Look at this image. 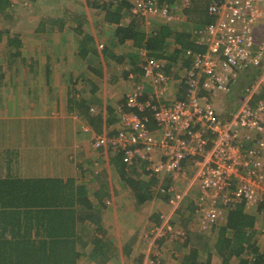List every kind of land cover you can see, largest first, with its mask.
Instances as JSON below:
<instances>
[{
    "label": "crops",
    "instance_id": "crops-1",
    "mask_svg": "<svg viewBox=\"0 0 264 264\" xmlns=\"http://www.w3.org/2000/svg\"><path fill=\"white\" fill-rule=\"evenodd\" d=\"M61 2L59 14L48 17L37 29L29 30L22 15L12 17L13 27L2 29L5 37H18L20 43H5L8 38L0 41L1 53L6 54H0V264H139L142 258L141 253L136 256V245L154 225L165 226L160 210L164 212L173 191L159 196L157 204L151 199L139 204L131 186L112 165L110 147L97 148L94 142L98 136L117 130L126 95L136 84L146 82L145 92L153 90L142 68L137 72L134 64L136 55L142 59L143 48L135 46L133 39L120 42L116 34L119 23L106 19L102 1L81 6ZM90 7L113 29L111 33L94 25L97 21L88 11ZM174 12L184 18L183 8ZM145 19L136 23L148 36L169 23L161 18ZM132 21L121 19L126 25ZM193 37L195 41V31ZM169 41L175 49L174 40ZM101 51L107 54L102 56ZM182 66L176 62L165 69L174 76L168 100L184 97L179 82ZM131 72L135 79L130 78ZM240 78L227 99L236 96ZM259 85L263 87L253 104L264 98V82ZM236 111L229 113L231 118ZM109 112L115 121L107 126L103 117ZM246 132L241 129L242 135ZM177 175L180 172L157 177L160 188L169 186L170 190L169 182ZM196 175L187 190L197 183ZM150 178L146 173V181ZM197 186L200 191L199 182ZM57 191V196L66 195V202L55 203ZM185 199L179 204L182 208L187 205L183 216L189 212L183 228L198 214L197 198L192 204ZM242 202L226 207L223 219L210 225V230L216 231L215 243L213 248H203L206 257L200 259L215 264L219 258L223 264L215 244L229 209ZM243 203L257 222L264 203L254 210ZM164 241L158 238L156 243L159 246ZM194 247L192 242H184L181 256L172 252L175 259L163 253L166 264H175L176 259L181 264Z\"/></svg>",
    "mask_w": 264,
    "mask_h": 264
},
{
    "label": "built area",
    "instance_id": "built-area-1",
    "mask_svg": "<svg viewBox=\"0 0 264 264\" xmlns=\"http://www.w3.org/2000/svg\"><path fill=\"white\" fill-rule=\"evenodd\" d=\"M194 1L199 0H183V9ZM174 10L175 5L159 0H131L134 17L169 20L178 18ZM208 13L214 21L195 31V42L204 50L186 49L190 65L180 67L184 98L168 100L174 76L165 71L167 60L140 50L143 77L153 90L145 92L143 84H136L126 95L129 110L120 114L118 133L100 135L94 145L121 147L129 164L146 161L149 176L177 173L193 160L200 186L197 210L213 224L226 207L264 202V98L253 104L257 89L248 88L242 105L225 122L211 101L231 93L239 74L257 68L264 73V31L259 29L264 28V0H209ZM130 78L136 74L131 72ZM241 129L248 132L242 135ZM164 235L159 231L156 237ZM149 264L161 262L152 258Z\"/></svg>",
    "mask_w": 264,
    "mask_h": 264
},
{
    "label": "trees",
    "instance_id": "trees-1",
    "mask_svg": "<svg viewBox=\"0 0 264 264\" xmlns=\"http://www.w3.org/2000/svg\"><path fill=\"white\" fill-rule=\"evenodd\" d=\"M159 1L160 3H170L172 5L174 2V0ZM12 2V0H0V21L2 19L12 18V12L10 11L13 5ZM102 6L107 12L106 19L109 22H115L116 24L119 23L116 34L120 42H125L127 39H133L135 46L147 49L150 56L154 58H168L167 66L168 64L173 65L176 62L189 66L190 60L186 59L184 55L185 50L188 48L197 51L204 50L203 47L197 45L194 41V31L214 21V17L208 13L209 0L194 1L191 6L184 8V18L169 19L168 24L163 25L156 32L151 33L148 36L145 32L139 29L138 23H136L135 19V21H132L127 25L125 22L121 24V19H124L125 17L124 13H127L128 9L131 8L129 1H120L119 4L111 2ZM5 33L6 32L4 31H0V41L4 40ZM7 38L8 44H16L19 46L20 40L18 37L16 38L8 35ZM170 38L176 43L175 49H172L171 47L172 45L169 41ZM86 52H89V50L87 49ZM106 52L107 51H101L100 55L104 56L107 54ZM92 53H94V51H92ZM134 61H136L134 62L136 65V71H140L139 64L141 59L138 55H136ZM137 64L139 66H137ZM252 70L253 79L251 81L253 83L263 73V69L257 68ZM183 98L181 97V99ZM124 110H129L126 103L124 105ZM229 112L230 111L228 110V113ZM146 114L150 116V126L153 128L154 120L152 119V112L148 111ZM103 120H105V125L109 126L114 123L115 117L109 112L107 115L105 114ZM119 127L117 130L106 132L103 135L108 137L115 136L119 131ZM111 148L112 147H110V149ZM112 153H114L111 158L112 165L119 170L122 177H124L125 181L131 186L137 202L140 204L146 202V199H150L153 194L152 187L159 182L157 176H151V178L146 181L145 176L146 173L149 172H146V170L143 171L144 173L137 172L138 164H129L121 147L118 149L112 148ZM137 162L141 163V168H146V161L139 159ZM168 188L169 186L165 187L166 190ZM58 193L59 192L57 191L55 203L60 204L66 202V195L64 197L57 196ZM262 207L260 214H264V205ZM255 222V215L245 210V203L242 202L234 208L229 209L226 224L221 227L219 239L215 244L216 253L222 258L223 264H230L233 258L236 259L234 260V262L236 261V264H264V251H262L258 244V229L255 226ZM161 238L166 240L164 236ZM182 239H184L186 244L191 242L187 237L184 238L182 236ZM160 262L161 264H164L162 260ZM181 264H211V260L200 259L199 247L196 246L189 254L183 257Z\"/></svg>",
    "mask_w": 264,
    "mask_h": 264
},
{
    "label": "rangeland",
    "instance_id": "rangeland-1",
    "mask_svg": "<svg viewBox=\"0 0 264 264\" xmlns=\"http://www.w3.org/2000/svg\"><path fill=\"white\" fill-rule=\"evenodd\" d=\"M12 1H13L12 2L13 5H12L10 11L14 14L11 16L13 17L14 15H17V16L22 15V18L24 20H26L25 21L26 27L29 30L37 29L39 27V25H41V23H47L45 21H48V19H47L48 17H51V15L59 14L61 7L63 6V3H64V2H61V0H38L35 3H33L32 0H12ZM88 1H95L96 2V0H67V2H68L67 4L75 5L76 3H78L81 6V5H85L86 3H88ZM100 1H102L101 5H104V4L111 3V2H113L115 4H119L120 1H124V0H100ZM127 1H129V3H131L130 0H127ZM173 5H175V11H177V9L179 10V9L183 8L182 4L180 2H178V0H175V4H173ZM88 11H89V13H91V16L97 21L96 23H94V25H96L97 27H101V29L104 33L105 32L107 34L111 33L110 31L113 29L108 25L107 26L104 25V21H103L104 19H102V17H100V15H98L99 14L98 11H96L92 7L88 8ZM95 14L97 17H95ZM125 14L126 15L124 18H126V19L128 18L129 21L135 19L137 21L145 22V20H146L145 18L142 19L139 17H134L130 13V8L128 9L127 13H125ZM182 16H185V15L183 14ZM154 18H158V17H154ZM149 20L151 21V18ZM14 23H15V21L12 18L11 19H2L0 21V31H3L2 29H7L8 26L13 27ZM96 26H94V27H96ZM259 29L262 30V32L264 31V28L262 26H260ZM44 34L45 33H43V35H42L43 37L41 38V40L43 41L42 43L45 42V35ZM5 39H7V37H5ZM29 42L30 41H28V43ZM5 43H7V41ZM29 44L27 45V47H29ZM0 54L4 55L3 52L1 53V50H0ZM251 71H253V70L246 71L242 74H239V77L241 76L240 80L238 81L239 91L236 92V96H234L232 99H227L229 96L227 94H225V95L223 94V95L215 97L213 99V103L218 108L222 120L230 119V116H232V115H230L229 113L236 111L242 105L244 97L246 95H248V93H250L247 91L248 88H251V92H252L253 90H256V89H257L256 91H258L259 88L263 87V86L260 87L259 84L261 81L260 79H262L264 76V73L261 76V78L259 77V79H257V81L255 80L252 83L251 80L253 79V77H252L253 72H251ZM239 77H238V79H239ZM145 83L146 82H143L142 84L145 85ZM235 83L237 84V82H235ZM144 89H145V87H144ZM241 93H244V97L240 98ZM228 110L230 111L229 113H228ZM110 151H112V149H109V152ZM136 163L138 164L137 172L144 173L143 171L146 170V168L145 169L141 168L140 162H136ZM194 166H195V168H194ZM197 171H198V166L195 164V162H193V160H192V162L189 161L179 171L181 175H177L175 177L173 176V178H171L169 183H171L172 187L170 188V190H168L169 188L167 190H162L160 188L162 183H159V182L156 183L152 187V189L154 190L152 197L150 198L151 200H154V202H152V204L153 203L157 204L156 201H158L160 199V197H162L163 195H166V192H172V191L173 192L171 194V197L166 199L168 201H167V205L165 206L164 212L162 210L163 208L160 210V211H162V215H163L161 217V219L163 221V225H165V226L162 227L161 225L160 226L154 225L147 232V234L144 232V235L142 237L143 240H141V242L138 245H136V256L141 253V255H139V257L142 258L141 261L139 262V264H149L151 262L152 258H157L160 261L162 260L164 262V264H166L167 260H165V256L163 255V253H166L168 256L172 257L173 251L177 252V254L179 256H181L182 251H183V245L185 242L184 239H182V236L184 238L188 236V239L193 243V245L198 246L200 248V250H201V252H200L201 257L200 258L206 257L205 256L206 252L203 251V248L206 247V245H209L210 248H213V245H214L215 239H216V231L214 228L212 230H210L209 227H211L210 226L211 223L205 221V213L202 212V210L198 211V214L191 216V219L189 220L187 227H184V228L182 227L183 223H184V219H187L189 217L188 216L189 212L185 211L184 216H183V211H184V209L187 208V205H184L182 208L179 206V204L185 198L186 199L189 198V200L185 199V201L192 204L193 203L192 201L195 198H197V200H198V198L200 196L199 187L197 186L198 181H197V183L195 182V184L191 187L190 190L186 189L187 187H189L191 185V180H192L193 176L196 175ZM162 176H164V175H162ZM196 177H197V175H196ZM145 178H146V176H145ZM163 184H165V183L163 182ZM186 191H187V194L184 193ZM172 195H173V197H172ZM219 205H220V207H223L222 203H219ZM255 208H257V206L250 207L249 209L254 210ZM223 217H224V211H223L222 216L220 217V220L223 219ZM256 223H257L256 228L258 229V236H257L258 244H259L260 248L262 249V251H264V214H260ZM153 231L155 233H152ZM159 231L161 234L163 233L166 235V237H165L166 240L164 242H162L161 245L158 246V244L156 242H157L158 238H161V236H159V237H156V236H157V233ZM176 239H178V240H176ZM143 256L145 257L144 259H143ZM172 259H175V258L172 257ZM175 261H177V262H175V264H179L178 259H176ZM215 264H221V260L219 258L215 259ZM233 264H236V261Z\"/></svg>",
    "mask_w": 264,
    "mask_h": 264
}]
</instances>
